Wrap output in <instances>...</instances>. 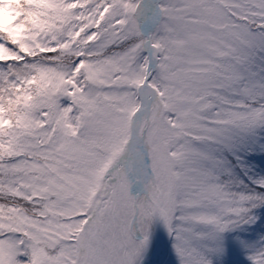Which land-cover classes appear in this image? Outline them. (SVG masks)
Listing matches in <instances>:
<instances>
[{"label": "snow or ice", "instance_id": "obj_1", "mask_svg": "<svg viewBox=\"0 0 264 264\" xmlns=\"http://www.w3.org/2000/svg\"><path fill=\"white\" fill-rule=\"evenodd\" d=\"M164 235L264 264V0H0V264Z\"/></svg>", "mask_w": 264, "mask_h": 264}, {"label": "rangeland", "instance_id": "obj_2", "mask_svg": "<svg viewBox=\"0 0 264 264\" xmlns=\"http://www.w3.org/2000/svg\"><path fill=\"white\" fill-rule=\"evenodd\" d=\"M166 238L167 236L166 237L164 236V240L163 238H161L156 243V254L160 252L162 249L160 242H166V249H165V253L159 256L157 260L154 261L155 264H162L163 261H167V264H174V257H170V245H168V239L166 240Z\"/></svg>", "mask_w": 264, "mask_h": 264}, {"label": "bare ground", "instance_id": "obj_3", "mask_svg": "<svg viewBox=\"0 0 264 264\" xmlns=\"http://www.w3.org/2000/svg\"><path fill=\"white\" fill-rule=\"evenodd\" d=\"M166 237V235H164ZM164 236H162L163 240H164ZM166 242H160L161 248H163L165 246ZM153 264H155V262H153Z\"/></svg>", "mask_w": 264, "mask_h": 264}, {"label": "water", "instance_id": "obj_4", "mask_svg": "<svg viewBox=\"0 0 264 264\" xmlns=\"http://www.w3.org/2000/svg\"><path fill=\"white\" fill-rule=\"evenodd\" d=\"M163 253V251L161 252V254Z\"/></svg>", "mask_w": 264, "mask_h": 264}]
</instances>
